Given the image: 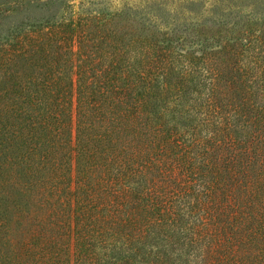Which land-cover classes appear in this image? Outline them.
Instances as JSON below:
<instances>
[{"label":"trees","instance_id":"obj_1","mask_svg":"<svg viewBox=\"0 0 264 264\" xmlns=\"http://www.w3.org/2000/svg\"><path fill=\"white\" fill-rule=\"evenodd\" d=\"M241 2L153 0L137 28L0 1V264H264V10Z\"/></svg>","mask_w":264,"mask_h":264},{"label":"rangeland","instance_id":"obj_2","mask_svg":"<svg viewBox=\"0 0 264 264\" xmlns=\"http://www.w3.org/2000/svg\"><path fill=\"white\" fill-rule=\"evenodd\" d=\"M82 1H85L86 7H90V8L93 7L96 10L102 9L106 12L108 11L112 13L125 11L128 6L134 7L137 15L136 16L134 15V17H132L133 19H135V21H131V22H133V24L137 26L138 25L137 23H140V8H139L141 7L140 4L151 3L153 0H72V4L75 5L76 10ZM187 1L189 2V0ZM216 1L217 0H196L198 6L196 7L195 12H201L203 9V4L205 5V2H209V6H210L213 5ZM241 1L242 2L240 4L242 5V11L244 12H248L250 10H253L254 8L256 10H264V0H241ZM193 17H195V15H193ZM137 28H140V25L137 26Z\"/></svg>","mask_w":264,"mask_h":264}]
</instances>
